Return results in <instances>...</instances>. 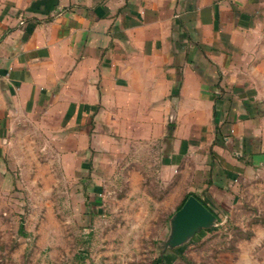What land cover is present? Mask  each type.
Returning a JSON list of instances; mask_svg holds the SVG:
<instances>
[{
    "label": "crops",
    "instance_id": "0c3cea01",
    "mask_svg": "<svg viewBox=\"0 0 264 264\" xmlns=\"http://www.w3.org/2000/svg\"><path fill=\"white\" fill-rule=\"evenodd\" d=\"M29 133L84 187L176 171L228 214L264 171V0H0V174Z\"/></svg>",
    "mask_w": 264,
    "mask_h": 264
},
{
    "label": "rangeland",
    "instance_id": "374dc122",
    "mask_svg": "<svg viewBox=\"0 0 264 264\" xmlns=\"http://www.w3.org/2000/svg\"><path fill=\"white\" fill-rule=\"evenodd\" d=\"M14 143L0 174V264H264V171L214 226L168 247L190 183L178 172H96L103 181L87 188L38 134Z\"/></svg>",
    "mask_w": 264,
    "mask_h": 264
},
{
    "label": "water",
    "instance_id": "95a60500",
    "mask_svg": "<svg viewBox=\"0 0 264 264\" xmlns=\"http://www.w3.org/2000/svg\"><path fill=\"white\" fill-rule=\"evenodd\" d=\"M217 219V215L201 200L194 194L189 195L170 219L171 232L165 246L186 244L201 229L214 226Z\"/></svg>",
    "mask_w": 264,
    "mask_h": 264
},
{
    "label": "trees",
    "instance_id": "16d2710c",
    "mask_svg": "<svg viewBox=\"0 0 264 264\" xmlns=\"http://www.w3.org/2000/svg\"><path fill=\"white\" fill-rule=\"evenodd\" d=\"M192 193L186 194L185 198L183 200V202L181 203V205L179 206V208L183 205V203L186 201V199L189 197V195H191ZM196 196V195H195ZM197 197V196H196ZM198 198V197H197ZM200 200V198H198ZM202 201V200H201ZM209 209H211L206 202L202 201ZM212 210V209H211ZM213 211V210H212ZM214 212V211H213ZM215 213V212H214ZM216 214V213H215ZM217 215V214H216ZM218 216V215H217Z\"/></svg>",
    "mask_w": 264,
    "mask_h": 264
}]
</instances>
